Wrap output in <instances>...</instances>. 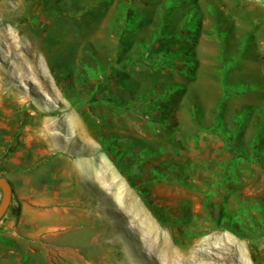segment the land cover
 <instances>
[{
  "label": "rangeland",
  "instance_id": "obj_1",
  "mask_svg": "<svg viewBox=\"0 0 264 264\" xmlns=\"http://www.w3.org/2000/svg\"><path fill=\"white\" fill-rule=\"evenodd\" d=\"M194 1L195 80L171 77L193 93L201 125L187 94L160 124L138 101L143 83L102 88L128 0H0V159L17 147L36 163L55 157L75 181L79 168L87 200L76 201L66 240L78 247L67 252L14 236L2 217L0 264H264V0ZM220 102L224 129L205 133Z\"/></svg>",
  "mask_w": 264,
  "mask_h": 264
},
{
  "label": "trees",
  "instance_id": "obj_2",
  "mask_svg": "<svg viewBox=\"0 0 264 264\" xmlns=\"http://www.w3.org/2000/svg\"><path fill=\"white\" fill-rule=\"evenodd\" d=\"M135 2L137 0H128V4L118 3L116 7L117 14L111 29V37L115 41L112 51L105 52L103 56L106 65L101 75L104 77H101L104 79L101 80L102 88L115 84L120 89L139 92L138 101L143 104V110L147 114L157 113L160 124L170 119V112L179 103V99H173L187 94L186 99L190 102L187 110L191 120L198 125L203 124L193 93H187V87L172 81L171 77L175 73L183 79L195 80V49L200 36L198 4L194 0H161L156 6L152 5L150 9L144 7L139 12ZM146 30L148 33L144 35ZM85 56L84 59L90 62L99 60L91 52ZM135 69L141 74L137 75L140 81L131 79L129 71L134 72ZM143 75L146 77L142 78ZM141 83L144 84L143 93L138 91ZM221 84L224 89H228L224 81ZM104 95L108 103L117 99L115 94L110 95L108 91H104ZM153 98L160 99L162 104L153 101ZM179 104V108H186L185 101ZM216 106L209 113L210 123L205 130L202 128L205 133L217 134L215 131L219 126L224 129L220 113L222 103ZM226 138L227 134L224 140ZM224 144L227 145L225 141Z\"/></svg>",
  "mask_w": 264,
  "mask_h": 264
},
{
  "label": "crops",
  "instance_id": "obj_3",
  "mask_svg": "<svg viewBox=\"0 0 264 264\" xmlns=\"http://www.w3.org/2000/svg\"><path fill=\"white\" fill-rule=\"evenodd\" d=\"M22 152L16 147L0 159V177L11 186L10 204L1 223L11 220L16 226L10 231L14 236L47 237L65 252L77 248L66 237L73 230L69 224L81 218L76 201H87L78 191L83 186L82 170L74 168L78 174L75 181L70 169L53 168L55 157L36 163Z\"/></svg>",
  "mask_w": 264,
  "mask_h": 264
},
{
  "label": "water",
  "instance_id": "obj_4",
  "mask_svg": "<svg viewBox=\"0 0 264 264\" xmlns=\"http://www.w3.org/2000/svg\"><path fill=\"white\" fill-rule=\"evenodd\" d=\"M0 192H1V197H0V219H1L5 214V212L7 211L11 200V186L9 182L2 177H0Z\"/></svg>",
  "mask_w": 264,
  "mask_h": 264
}]
</instances>
